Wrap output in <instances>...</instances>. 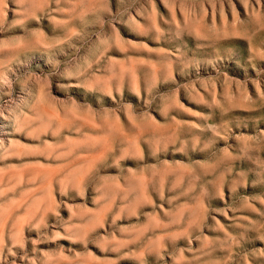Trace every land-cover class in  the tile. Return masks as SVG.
Instances as JSON below:
<instances>
[{"label": "rangeland", "instance_id": "374dc122", "mask_svg": "<svg viewBox=\"0 0 264 264\" xmlns=\"http://www.w3.org/2000/svg\"><path fill=\"white\" fill-rule=\"evenodd\" d=\"M0 264H264V0H0Z\"/></svg>", "mask_w": 264, "mask_h": 264}]
</instances>
